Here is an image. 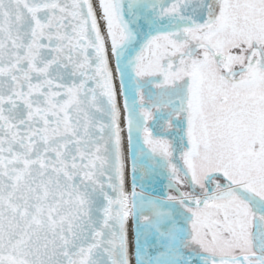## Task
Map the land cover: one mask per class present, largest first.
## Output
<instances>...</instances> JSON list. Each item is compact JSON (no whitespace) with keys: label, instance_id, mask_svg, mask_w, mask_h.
Segmentation results:
<instances>
[{"label":"snow or ice","instance_id":"snow-or-ice-1","mask_svg":"<svg viewBox=\"0 0 264 264\" xmlns=\"http://www.w3.org/2000/svg\"><path fill=\"white\" fill-rule=\"evenodd\" d=\"M0 264H264V0H0Z\"/></svg>","mask_w":264,"mask_h":264}]
</instances>
